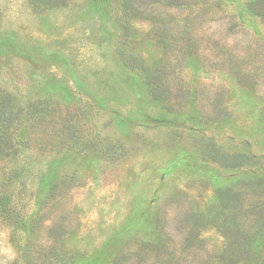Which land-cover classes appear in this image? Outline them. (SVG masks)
Returning <instances> with one entry per match:
<instances>
[{
	"label": "rangeland",
	"instance_id": "obj_1",
	"mask_svg": "<svg viewBox=\"0 0 264 264\" xmlns=\"http://www.w3.org/2000/svg\"><path fill=\"white\" fill-rule=\"evenodd\" d=\"M0 264H264V0H0Z\"/></svg>",
	"mask_w": 264,
	"mask_h": 264
},
{
	"label": "trees",
	"instance_id": "obj_2",
	"mask_svg": "<svg viewBox=\"0 0 264 264\" xmlns=\"http://www.w3.org/2000/svg\"><path fill=\"white\" fill-rule=\"evenodd\" d=\"M96 3H99L101 0H94ZM144 1V0H141ZM11 114L9 113V111H7L6 109H2L0 110V122H3L7 119V116Z\"/></svg>",
	"mask_w": 264,
	"mask_h": 264
}]
</instances>
